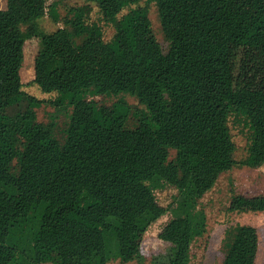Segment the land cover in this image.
Segmentation results:
<instances>
[{
  "label": "trees",
  "instance_id": "obj_1",
  "mask_svg": "<svg viewBox=\"0 0 264 264\" xmlns=\"http://www.w3.org/2000/svg\"><path fill=\"white\" fill-rule=\"evenodd\" d=\"M60 1L0 8V264L138 260L128 246L167 213L159 237L176 252L157 264H190L205 233L180 213L178 196L192 183L203 197L225 172L264 164V0H84L65 16ZM93 3L114 28L109 40L91 20ZM47 13L63 26L44 31ZM32 38L40 40L33 81L70 109L60 135L54 121L38 120L46 101L23 89ZM232 116L250 129L241 160ZM167 187L176 192L164 206L157 192ZM228 210L264 212V193L235 191ZM258 232L229 225L221 264H257Z\"/></svg>",
  "mask_w": 264,
  "mask_h": 264
},
{
  "label": "rangeland",
  "instance_id": "obj_2",
  "mask_svg": "<svg viewBox=\"0 0 264 264\" xmlns=\"http://www.w3.org/2000/svg\"><path fill=\"white\" fill-rule=\"evenodd\" d=\"M51 3V2H49ZM147 0H141L138 5H146ZM84 0H62L60 1L59 11L66 15L73 6L84 5ZM7 0H0V8L5 9ZM129 8L121 14L127 12ZM149 16L155 35L167 51L168 42L165 40L159 19L158 9L155 3L149 4ZM91 20L99 22L105 30V39L109 40L114 34V28L111 24L103 20L99 7L93 3ZM40 26L46 32H52L58 27L63 26V22L56 23L47 13L40 19ZM40 47V40L32 38L27 40L24 48V63L21 69V78L23 89L46 102L37 109L38 120L41 122L54 121L57 124L58 135L61 134L66 123L69 121L70 109L68 111L56 108L50 103V100L57 97V93H46L33 81L35 77V57ZM98 102L110 105L118 100L117 96H92ZM128 102L133 106L143 108L138 101L131 96H126ZM230 127L233 140L236 144L235 157L238 160L244 159L248 154V136L249 127L239 124L232 116ZM174 153V152H173ZM235 191L247 194L257 195L264 193V164L258 168H234L225 172L218 179L215 186L203 197H198L193 189L192 183L178 196L177 203L180 213L189 217L192 223L204 230V236L196 240L190 253V264H221L224 258L223 238L227 227L236 223L252 224L258 229L259 233V254L257 264H264V212H230L229 206ZM175 189L167 187L163 191H158L159 202L167 206L173 200ZM172 217L167 213L156 220L148 229L142 240L133 242L128 249L138 258L131 262L123 260H113L109 264H154L163 260L167 254L176 252V247L168 241L159 237V233L166 223Z\"/></svg>",
  "mask_w": 264,
  "mask_h": 264
}]
</instances>
